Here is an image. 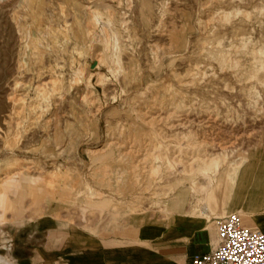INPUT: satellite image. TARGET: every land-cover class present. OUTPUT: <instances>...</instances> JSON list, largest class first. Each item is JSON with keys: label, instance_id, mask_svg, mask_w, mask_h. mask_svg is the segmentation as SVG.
Segmentation results:
<instances>
[{"label": "rangeland", "instance_id": "obj_1", "mask_svg": "<svg viewBox=\"0 0 264 264\" xmlns=\"http://www.w3.org/2000/svg\"><path fill=\"white\" fill-rule=\"evenodd\" d=\"M263 81L264 0H0V222L110 228L173 198L224 215L214 192L264 143ZM192 148L214 158L191 171Z\"/></svg>", "mask_w": 264, "mask_h": 264}, {"label": "crops", "instance_id": "obj_2", "mask_svg": "<svg viewBox=\"0 0 264 264\" xmlns=\"http://www.w3.org/2000/svg\"><path fill=\"white\" fill-rule=\"evenodd\" d=\"M250 149L233 188L226 181L213 191L216 212H238L243 226L264 231V143ZM181 201L173 198L166 212L110 228L77 227L53 213L20 226H12L17 218L0 222V264H192L196 253L215 246L216 216L197 214Z\"/></svg>", "mask_w": 264, "mask_h": 264}, {"label": "built area", "instance_id": "obj_3", "mask_svg": "<svg viewBox=\"0 0 264 264\" xmlns=\"http://www.w3.org/2000/svg\"><path fill=\"white\" fill-rule=\"evenodd\" d=\"M215 246L196 253L192 264H264V231L242 225L238 212L216 217Z\"/></svg>", "mask_w": 264, "mask_h": 264}, {"label": "bare ground", "instance_id": "obj_4", "mask_svg": "<svg viewBox=\"0 0 264 264\" xmlns=\"http://www.w3.org/2000/svg\"><path fill=\"white\" fill-rule=\"evenodd\" d=\"M262 71V70H261ZM263 80V79H262ZM264 82V81H263ZM178 112L176 111V112H172V113H170V114H167V115H164L165 113L164 112H160V113H158L157 111H156V115H149V120H146V122L148 123V124H154L155 122H157L158 120H159V122H162V123H164L165 124V127H166V129H175V130H177V128H179V127H184V126H189V118H188V116H187V114L185 115V114H177ZM184 115V116H183ZM148 116V115H147ZM155 126V125H154ZM193 134V133H192ZM187 135V134H186ZM185 137V136H184ZM195 137V136H194ZM181 139V138H180ZM184 139V138H183ZM186 139V138H185ZM188 139V138H187ZM194 141V140H193ZM192 141V142H193ZM206 141V140H205ZM115 141H113V142H110L109 144H107L106 145V148H109V147H113L114 146V143ZM185 144H187V143H185ZM121 145H123V144H121ZM189 145H190V143H189ZM192 145V144H191ZM199 145V144H198ZM129 146V145H128ZM132 146V145H131ZM188 146V145H187ZM201 147H202V144L200 145ZM199 146V147H200ZM118 147V146H117ZM181 147V146H180ZM134 147H130V149H128V152L127 153H125L123 156L124 157H128V159L130 160L131 159V163H134V161H137V162H141V160H139V153L141 152V150H135V149H133ZM189 149V148H188ZM174 150V149H173ZM180 150V149H179ZM105 151V149L104 148H99L98 150H96V151H92V152H96V153H99V152H104ZM139 152V153H138ZM196 151H195V149L194 148H192V151L190 152V153H188L187 152V154H190V157H188V160L187 161H185L184 163H185V165L187 166V168L189 169V170H191V171H194V169H195V164L197 163V162H199V163H209V161L210 160H212L214 157H209L208 158V156H207V154L206 155H203V157H201L200 158V156H199V154H198V156H195V153ZM134 153H138L137 155H136V157H137V159L135 158V155H134ZM172 153V152H171ZM147 155V154H146ZM173 155V154H172ZM133 156V157H132ZM187 157V156H186ZM107 158H109V157H107ZM134 158V159H133ZM211 158V159H210ZM136 159V160H135ZM136 162V164H138ZM238 163V162H237ZM206 165V164H205ZM234 166H235V164H234ZM242 166V163H239V164H237L234 168H232L231 169V171H229V172H231V173H237V172H239V170L241 169L240 167ZM138 167V166H137ZM189 172V171H188ZM18 174V173H17ZM15 176V175H14Z\"/></svg>", "mask_w": 264, "mask_h": 264}]
</instances>
